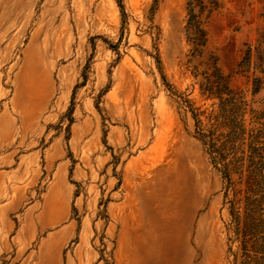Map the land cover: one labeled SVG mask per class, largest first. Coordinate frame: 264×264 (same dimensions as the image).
Instances as JSON below:
<instances>
[{
  "label": "rangeland",
  "instance_id": "rangeland-1",
  "mask_svg": "<svg viewBox=\"0 0 264 264\" xmlns=\"http://www.w3.org/2000/svg\"><path fill=\"white\" fill-rule=\"evenodd\" d=\"M192 1L200 54L191 0H0V264H264L194 118L219 73L264 144V0Z\"/></svg>",
  "mask_w": 264,
  "mask_h": 264
},
{
  "label": "trees",
  "instance_id": "trees-1",
  "mask_svg": "<svg viewBox=\"0 0 264 264\" xmlns=\"http://www.w3.org/2000/svg\"><path fill=\"white\" fill-rule=\"evenodd\" d=\"M194 1L189 3L187 34L192 44L193 53H201L205 43L204 31L200 28L198 16L192 11ZM260 51V44L256 52ZM248 51V59L250 55ZM217 71V68L214 67ZM202 92L216 97L219 101L217 114H210L206 122L200 119V114L194 115L196 120L195 134L209 155L214 167L223 175L226 181V195L231 193L228 201L233 222L240 224L242 216L262 226L264 218L260 209L263 196H259L256 186L264 181V144L259 141L261 131L255 128L247 129L239 110L245 105L242 97L233 92L225 78L204 73ZM246 210L242 214L241 205ZM254 226V225H253ZM256 229V227H255ZM264 236H259L262 240Z\"/></svg>",
  "mask_w": 264,
  "mask_h": 264
}]
</instances>
